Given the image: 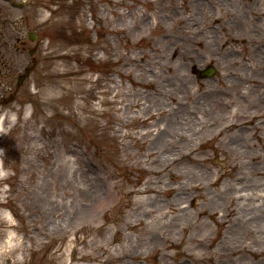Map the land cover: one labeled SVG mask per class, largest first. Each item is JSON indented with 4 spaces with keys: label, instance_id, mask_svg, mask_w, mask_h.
Instances as JSON below:
<instances>
[{
    "label": "rangeland",
    "instance_id": "rangeland-1",
    "mask_svg": "<svg viewBox=\"0 0 264 264\" xmlns=\"http://www.w3.org/2000/svg\"><path fill=\"white\" fill-rule=\"evenodd\" d=\"M241 5L0 0V129H7L0 130V167L10 170L0 177V264L257 261L229 252L253 246L258 234L241 238L238 228L220 226L222 209L208 202L233 185L227 177L211 185L223 157L213 147L196 149L212 138L210 127L242 114L239 92L258 101L247 94L253 79L238 84L232 74L248 68V77L264 81V59L254 58L264 54V15L250 13L264 3L247 0L244 12ZM225 35L235 41L224 45ZM209 67L213 75L203 77ZM212 89L232 97L222 119L214 101L194 105ZM258 124L264 134V118ZM179 128L187 131L182 138ZM224 141L221 135L214 145ZM194 168L209 171L197 181L201 198L189 189ZM145 183L152 191L143 192ZM183 190L191 196L178 200Z\"/></svg>",
    "mask_w": 264,
    "mask_h": 264
},
{
    "label": "bare ground",
    "instance_id": "bare-ground-1",
    "mask_svg": "<svg viewBox=\"0 0 264 264\" xmlns=\"http://www.w3.org/2000/svg\"><path fill=\"white\" fill-rule=\"evenodd\" d=\"M238 1L242 4L241 6L245 8L243 12L246 11L247 0ZM261 2L264 3L263 0H261ZM250 13H256L258 16H263L264 9H259L256 11L254 8H251ZM245 22L247 23V20H245ZM224 37H227L224 41V45L235 41L234 38L228 37L227 35ZM260 38L261 36L255 39V41L259 40ZM224 50L228 51V48L224 47ZM229 57L232 58L231 60H233V63H237V59L232 57L231 53L229 54ZM258 57L264 59V54L260 56L256 55L254 58L256 59ZM239 65L245 64L240 63L237 66ZM250 69L253 72L256 70L252 67H250ZM248 70V68H241L238 70V72L243 75H239L237 70H235V74H232L237 79L238 84L249 83V81L252 79L254 81V86L251 88L252 91L247 89L245 90H247V94H253V96H257L256 100L258 101H252V97L245 95L243 92H239V94H237V97H239L242 101V114L233 113L234 118H231L232 116H230V118H226L225 121L222 119V112H226V110H222L221 107H228L229 110H227V113L229 114L232 104L231 100L226 102V100L232 98L231 95L229 96L226 93V89L224 90V93L219 92L216 89H212L209 93H207L208 98L203 97L196 98V100H194L195 107H199L201 100L204 98L209 101H214L213 107L214 109H219L221 111V113L219 111V115L222 119L219 128L216 127L212 129L210 127V132L213 131L212 138L210 140H203L198 143V147L196 149L199 150L204 147H213V151L216 154L220 153V155L223 157L221 172L214 175V178L210 182L211 185L218 184L225 177H227L228 181H231L233 185L220 190V196L213 195L208 202L211 206V209L213 210L215 209L213 204L220 205L222 209V215L219 220L220 226L229 227L230 229H232V227L238 228L239 231L242 232L240 233L241 238H243L242 235H252L253 232L258 234L255 240L252 241L253 246L241 245L239 248H228L229 252L231 254L240 252L250 254L257 258V261L253 264H264V182H249L246 180V178H240L236 176L238 173L242 174L248 172L252 175L264 177V159L260 156V153H258V151L264 152V134L259 131L260 128L258 124V119L264 118V81L248 77ZM258 71L264 73V67H260ZM236 75L238 76L236 77ZM183 89L186 90L185 85L183 86ZM219 93L222 97L219 95ZM182 96H185V92L182 93ZM203 108H205V105H203ZM196 109L197 108H195V110ZM184 130L185 129L179 128L175 130L174 133H176L179 138H182L185 136L184 133H187V131ZM202 131V129L194 130L191 137H200ZM248 133H250L255 139V142L252 140L250 143V140L248 139ZM221 135H225L224 143L220 142L217 146H215L214 143L217 142ZM189 143L192 145L193 141L189 140ZM188 148L190 149L191 147L189 146L187 149ZM185 154L190 157L191 153L185 152ZM235 156L237 158L233 160ZM237 160L243 161L237 162ZM191 161L197 165L199 163L203 164V161H206V159L191 158ZM194 170V172L189 173V176L192 175L191 179H193L194 175L197 177V179L194 181L193 185L189 187V189H194L197 191L198 194H196L194 198H201L200 191L202 190V186L197 181L207 178L209 171L207 169L202 171V169L199 168H194ZM236 186H238V189ZM150 191H152V187L150 184L145 183L143 192L148 193ZM183 191L184 192H181L178 195V200L184 199V197L189 198L191 196L190 190ZM236 191L238 192V195L235 196L237 193ZM170 204H172V202H170ZM197 210L198 213L203 211L201 207ZM4 248H6V246L2 247V249ZM85 258L86 255L81 256V259Z\"/></svg>",
    "mask_w": 264,
    "mask_h": 264
},
{
    "label": "clouds",
    "instance_id": "clouds-1",
    "mask_svg": "<svg viewBox=\"0 0 264 264\" xmlns=\"http://www.w3.org/2000/svg\"><path fill=\"white\" fill-rule=\"evenodd\" d=\"M10 119L12 121H15V119H16V113H12ZM0 130H5L6 131L7 129H0ZM9 171H10L9 169L0 167V177L7 176L9 174ZM8 215H9V218H11L10 213Z\"/></svg>",
    "mask_w": 264,
    "mask_h": 264
},
{
    "label": "water",
    "instance_id": "water-1",
    "mask_svg": "<svg viewBox=\"0 0 264 264\" xmlns=\"http://www.w3.org/2000/svg\"><path fill=\"white\" fill-rule=\"evenodd\" d=\"M212 71H210L208 74H211Z\"/></svg>",
    "mask_w": 264,
    "mask_h": 264
}]
</instances>
